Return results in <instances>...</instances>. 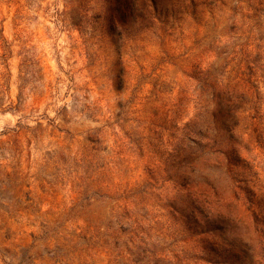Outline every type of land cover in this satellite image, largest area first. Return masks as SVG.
<instances>
[{"label":"rangeland","instance_id":"rangeland-1","mask_svg":"<svg viewBox=\"0 0 264 264\" xmlns=\"http://www.w3.org/2000/svg\"><path fill=\"white\" fill-rule=\"evenodd\" d=\"M3 264H264V0H0Z\"/></svg>","mask_w":264,"mask_h":264},{"label":"clouds","instance_id":"clouds-1","mask_svg":"<svg viewBox=\"0 0 264 264\" xmlns=\"http://www.w3.org/2000/svg\"><path fill=\"white\" fill-rule=\"evenodd\" d=\"M0 264H3V261H0Z\"/></svg>","mask_w":264,"mask_h":264}]
</instances>
